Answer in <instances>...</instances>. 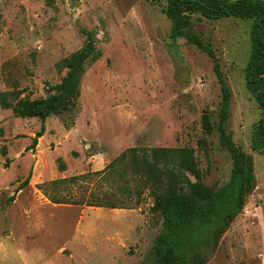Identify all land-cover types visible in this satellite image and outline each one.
Instances as JSON below:
<instances>
[{
  "label": "rangeland",
  "instance_id": "obj_1",
  "mask_svg": "<svg viewBox=\"0 0 264 264\" xmlns=\"http://www.w3.org/2000/svg\"><path fill=\"white\" fill-rule=\"evenodd\" d=\"M165 6V0H0V98L11 104L0 106V264H152L162 224L151 209V189L132 171L141 150L192 149L204 185L219 190L229 182L233 160L216 129L222 92L213 60L170 38ZM191 20L217 57L230 91L225 131L251 158L256 182L206 264H264V154L251 146L262 110L245 87L252 20L197 14ZM89 33L102 55L84 65L75 108L49 116L47 134L26 149L41 121L16 117L12 107L46 98L65 75L62 60ZM97 154L107 160L94 171L88 159ZM35 166L36 184L13 202ZM45 197L77 204L45 206ZM92 215L95 231L86 246L77 245L76 229Z\"/></svg>",
  "mask_w": 264,
  "mask_h": 264
},
{
  "label": "trees",
  "instance_id": "obj_2",
  "mask_svg": "<svg viewBox=\"0 0 264 264\" xmlns=\"http://www.w3.org/2000/svg\"><path fill=\"white\" fill-rule=\"evenodd\" d=\"M165 16L171 23L169 32L173 40L183 38L206 52L213 60L214 72L222 92L221 108L216 129L220 144L229 151L233 166L229 182L219 190L204 185L200 178L193 150L189 148H151L135 153L132 171L141 176L143 187L151 189L153 210L161 216L162 228L154 239L152 264H206L219 245L221 236L242 212L246 196L256 187L252 160L243 154L226 133L224 123L229 115L230 91L219 69L217 57L205 44L191 20L193 14L209 20L238 18L252 20L250 26V57L245 68V87L262 116L254 126L251 136L252 149L264 154V1L262 0H165ZM102 52L94 45L89 33L85 45L62 60L66 69L63 79L49 87L46 98L19 99L12 110L16 117L38 118L40 130L26 149H33L45 131L44 122L51 115L75 108L84 65L95 62ZM2 109L11 104L0 98ZM207 125L208 121L203 122ZM1 132V131H0ZM131 151H136L134 148ZM5 153V147H2ZM123 157V155H122ZM117 160V159H116ZM116 160L110 163L113 165ZM9 166L6 162L5 168ZM63 170L64 166L60 165ZM110 169V171L112 170ZM187 175L194 177V181ZM30 175L20 187L28 184ZM55 204H77L62 199L48 198ZM140 201H135L139 204ZM79 204H82L81 202ZM111 209L124 208L108 203Z\"/></svg>",
  "mask_w": 264,
  "mask_h": 264
},
{
  "label": "crops",
  "instance_id": "obj_3",
  "mask_svg": "<svg viewBox=\"0 0 264 264\" xmlns=\"http://www.w3.org/2000/svg\"><path fill=\"white\" fill-rule=\"evenodd\" d=\"M49 131V128H48V126L46 127V132H45V134H47V132ZM44 134V135H45ZM44 135H42V136H44ZM39 145H40V143H39ZM106 160H107V158H105V157H102L100 154H97V155H91L90 157H89V159H88V165H89V167L92 169V170H94V171H96V170H98V169H102L103 167H104V164L106 163ZM67 172V169L66 170H64V171H61L62 173H64V172ZM33 175H32V178L29 180V182H28V184H27V187H30V186H33L34 184H36V181L38 180V177H39V172H40V168L38 167L37 168V166H35L34 167V170H33ZM23 189L24 188H19L18 189V191L16 192V194H15V198H11V199H13V202H17L18 200H19V196H20V194L21 193H23ZM13 193V192H12ZM44 205L45 206H52V207H55V206H58V205H62V204H55V203H52L49 199H47L46 197L44 198ZM84 213H85V209H83L82 210ZM34 212H36V210L34 211ZM33 212V213H34ZM90 217V216H89ZM95 219H96V217L95 216H91L89 219H87V221H86V223H85V226L83 227V228H77L76 229V234L77 235H79L80 236V238H77L76 239V237L75 238H73L72 239V241L74 240V241H76L77 242V245H79V244H84L85 246L87 245L86 243H87V236L89 235V234H92L94 231H95V229H93L92 227H91V224H92V222L93 221H95ZM71 241V242H72ZM253 260V259H252ZM254 261V260H253Z\"/></svg>",
  "mask_w": 264,
  "mask_h": 264
}]
</instances>
